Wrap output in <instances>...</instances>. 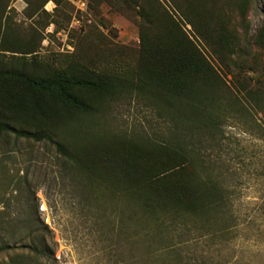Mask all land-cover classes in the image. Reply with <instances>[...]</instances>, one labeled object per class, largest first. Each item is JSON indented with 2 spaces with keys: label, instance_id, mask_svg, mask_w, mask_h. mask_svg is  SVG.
<instances>
[{
  "label": "rangeland",
  "instance_id": "1",
  "mask_svg": "<svg viewBox=\"0 0 264 264\" xmlns=\"http://www.w3.org/2000/svg\"><path fill=\"white\" fill-rule=\"evenodd\" d=\"M174 1L179 0H143V4L173 15L208 57L225 90L238 97L237 107L242 111L227 112L217 139L211 140L214 145L205 149L225 171L230 197L223 220H228V230L215 237L192 231L183 246L193 256H206L209 264H264V120L242 89L245 82L258 80L264 85V49L252 41L264 22V0H250L244 18L234 0L219 1L222 23L239 39L238 46L232 47L237 52L231 57L237 60L233 74L225 65L228 57L215 53L199 38L189 23L193 19L178 12ZM4 3L0 65L53 69L75 58L98 71L118 65L131 68L135 62L140 9L129 0ZM81 119L78 125L83 133L141 136L166 131V122L155 110L134 99L106 103L96 115ZM27 120L12 121L24 127L36 124ZM91 125L96 127L89 130ZM70 131L74 133L72 127ZM80 187L53 147L0 134V245H8L0 251V264H23V260L25 264H132L133 255L141 254L145 245L133 241L129 245L119 233L120 208H127L108 194L104 197L89 186L83 192ZM39 234L45 236L43 257L33 253Z\"/></svg>",
  "mask_w": 264,
  "mask_h": 264
},
{
  "label": "trees",
  "instance_id": "2",
  "mask_svg": "<svg viewBox=\"0 0 264 264\" xmlns=\"http://www.w3.org/2000/svg\"><path fill=\"white\" fill-rule=\"evenodd\" d=\"M129 1L140 9L133 66L97 71L75 58L53 69L0 65V134L53 147L81 191L89 186L125 206L119 212V233L129 245H145L132 264H209L206 256L198 258L184 248V238L192 231L215 237L228 230V220H223L230 197L225 171L205 149L214 145L228 111L242 113L239 100L225 90L208 57L173 15L155 5L148 8L143 0ZM219 1L174 4L193 19L189 23L210 49L228 57L225 65L233 74L237 60L231 57L237 52L232 47L239 39L222 23ZM234 1L244 18L250 0ZM6 7L0 0V19ZM252 41L264 49V22ZM255 82H245L242 89L264 120V85ZM132 99L154 109L166 131L127 136L91 130L96 125L83 133L78 125L82 116L96 115L106 103ZM23 117L36 124L24 127L12 121ZM44 241L39 234L36 257L46 255ZM7 248L0 245V251Z\"/></svg>",
  "mask_w": 264,
  "mask_h": 264
}]
</instances>
